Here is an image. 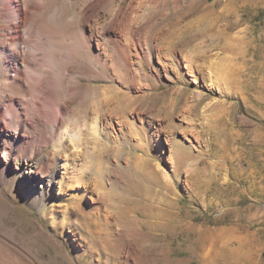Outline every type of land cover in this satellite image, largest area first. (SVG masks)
Returning a JSON list of instances; mask_svg holds the SVG:
<instances>
[{
	"label": "rangeland",
	"instance_id": "rangeland-1",
	"mask_svg": "<svg viewBox=\"0 0 264 264\" xmlns=\"http://www.w3.org/2000/svg\"><path fill=\"white\" fill-rule=\"evenodd\" d=\"M118 1L102 0L101 13H113ZM138 1L130 15L145 26L202 13L203 39L185 49L158 48V55L154 51L150 60L144 59L145 71L138 72L133 49L127 60L123 43L111 44L105 56L94 40H85V32L74 31L75 15L64 13L56 20L50 15L48 32L40 36L48 58L43 69L56 77L71 79L73 74L81 83L66 100L62 123L69 138L80 139L79 150L73 149L81 176L72 189L78 200L52 216L51 204L61 208L53 190H30L29 199L21 194L23 168L53 160L51 144L38 152L22 139L16 156L0 161V264H264V0ZM142 46L137 47L140 54H147ZM13 56H0V93L13 76ZM22 80L20 94H0L1 104L8 95L27 98L28 82ZM105 95L120 104L125 97L124 109L94 112ZM86 109L105 114L98 122L105 133L100 129L89 135L95 125L84 116ZM29 118L23 135L38 134L44 141V126ZM106 120L109 127L103 126ZM91 147L96 160L89 169L85 156ZM65 161L62 156L60 162ZM89 180L92 189L87 191ZM158 208L171 210L172 221L158 225L151 216ZM144 211L151 219L147 225L140 223ZM232 225L231 236L218 237L219 229ZM216 238L222 246L228 243L211 256L208 249Z\"/></svg>",
	"mask_w": 264,
	"mask_h": 264
},
{
	"label": "bare ground",
	"instance_id": "bare-ground-1",
	"mask_svg": "<svg viewBox=\"0 0 264 264\" xmlns=\"http://www.w3.org/2000/svg\"><path fill=\"white\" fill-rule=\"evenodd\" d=\"M121 1L122 0H119L116 4L112 5L110 11L113 13L105 16L101 13L102 0H0V56L4 55L8 60L9 57L14 55L13 57H15L16 61L15 68L12 70L13 76H11L10 79L5 80V84L2 88L3 91L1 90L0 94L3 96V93L6 91L7 94H11V92H14V94L18 92L20 94L21 90H23V83H21V80L24 77L28 82V88H26L29 89L26 94L27 98L24 96V98L20 99L22 94L18 99L14 98L15 96L8 95V97H6L7 100H2V104L0 103V161H4L10 154L12 156H16V153L19 151V146L21 142H23L22 139H26V142H24L25 144L32 143V147H34L38 152L46 148L48 143L53 146V160L49 161L45 158L44 160L33 164H28V166L23 168L21 181L19 182V190L27 199H29L30 190H34L38 193L40 190L47 189V193H49L50 190H53V194H58L55 205L60 206L61 208L54 209V205L51 204L49 212L52 216H58L59 212L64 213L69 208H73L78 200V192H74L72 189L75 183L81 182V176L76 173L77 164L74 163V158L76 156L73 155V153L75 154L73 149H78L76 145L80 143V139L76 140L77 138H69L68 130L65 126L63 127L62 123L65 121L64 118H66L64 115L67 109L66 100L71 98L72 95L77 94L81 87V83L73 74L69 75V77H72L71 79L66 78L65 76L56 77L54 72L43 69V66L47 65L46 61L48 58L45 57V54L43 53V45L40 40V36L43 32H46L47 29L45 28L49 26L46 21H48L47 19L50 15L52 14L55 20L58 19V17L62 18V14L64 13H72L75 15V25H73L74 23L72 22L75 29L74 31L78 33L85 32V40H94L97 46L102 49V52L103 49L106 50L104 53L105 56L108 55L107 52L111 48V44L114 46L116 44L122 45L123 43V46L126 47L124 50L127 51L128 54L126 57L127 60L129 59L130 52L133 49L135 51V58L132 61L136 62L138 65L136 67L138 72L145 71L143 64L144 59L150 60L151 53L153 54L154 51H157L158 55V48L173 50L177 47H181L185 49L188 46H194L197 41H201L204 37L205 27H203L202 23L199 21L202 17V13H199L195 18H187L183 14L177 15L173 18L156 19L154 20V24L145 26L144 23L140 22V19L136 21L134 20V17H131L130 15L131 9H134L135 5L136 7H139L140 2L131 0L127 7L123 6V4L120 5ZM54 4H56L55 8H53ZM158 4L159 2H156V5L150 4L149 6L156 7ZM153 25L157 26L154 30L151 29ZM38 27H40V32L38 31ZM53 34H55V30L53 31ZM49 42H51V40H48V43ZM141 45H143L142 49H147V54L144 52L143 55L140 54L137 47H141ZM23 47L26 48L23 49ZM20 51H22V54H20ZM197 51L201 53L200 49ZM198 57L201 58V54H199ZM189 66L191 68L194 66L199 68L202 65L189 63ZM25 79L22 81H25ZM59 88H62L63 90L62 96L59 95ZM107 88L111 87L108 85ZM114 91L116 92L115 89ZM59 98L62 100H59ZM124 98L122 96L121 99L123 100ZM122 100L120 101V104L119 100H115V96H102L99 108L95 109L94 112H101L102 109L104 111L109 110L114 112L116 107H118V109L120 108V110H116L121 112V110L124 109L122 107ZM114 103L115 106H113ZM125 108L126 111H128L127 107ZM90 113L93 115L90 116ZM102 115H94V113L88 109L84 111V116L88 119V122H94L95 125L93 128L94 134L90 132L89 135H95L97 131L100 132L101 128H99L98 122L102 124ZM27 117H30L29 119H32L33 122H40L41 127L42 125L44 126L43 128L45 131H43V129L38 130L43 131L45 134V140L43 139L44 141H40L41 135L38 134L30 139L23 135V129L25 128L24 121ZM11 123L15 125L14 128L9 127ZM70 123L75 127V125L78 124V121L74 119L72 122L70 121ZM108 123L109 121L106 120L103 123V126L105 124L109 127ZM71 129L73 128L71 127ZM101 130L105 133V128ZM61 131H64L63 135H61ZM68 138L71 142L69 141L66 145L62 144V140H68ZM95 139L97 138L95 137ZM86 148H88V146H86ZM172 149L174 151L177 150L180 154L182 153V149L179 145L176 147L175 145L174 147L172 146ZM86 154V160L89 162L87 168L91 169L90 166L95 162L96 154L92 147L88 149ZM62 156L63 158L65 157L66 160L63 163L60 162V158H62ZM4 169L7 168H3V170ZM45 171L47 174L44 176ZM56 175H59V177ZM99 177L98 180H100ZM102 183H100V187H103ZM91 184L92 183L89 180L86 186V189L88 188L87 191L90 190V188L92 189ZM109 193L107 195H109ZM170 211L171 210H166L165 208H158L156 210L157 214L151 216L157 217L160 221L158 222V225L163 226L168 224L169 221L171 222L173 219ZM143 215L144 219H142V222L140 221V223L147 225L150 223L149 221H151V219L145 211ZM102 223L107 226L108 221L105 219ZM233 229L234 225L227 229H219L218 237L221 236L222 238H225L231 236ZM227 243V241H224V246H222L218 244L216 238L210 244V248L208 249L209 255L218 256L226 249ZM236 249H239V246H237Z\"/></svg>",
	"mask_w": 264,
	"mask_h": 264
}]
</instances>
